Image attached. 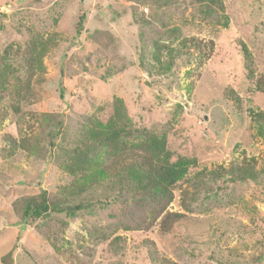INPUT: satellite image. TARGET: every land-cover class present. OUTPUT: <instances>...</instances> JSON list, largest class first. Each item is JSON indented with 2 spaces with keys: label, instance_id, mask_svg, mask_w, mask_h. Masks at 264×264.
Wrapping results in <instances>:
<instances>
[{
  "label": "rangeland",
  "instance_id": "1",
  "mask_svg": "<svg viewBox=\"0 0 264 264\" xmlns=\"http://www.w3.org/2000/svg\"><path fill=\"white\" fill-rule=\"evenodd\" d=\"M151 8L140 0H0V264H264V171L256 180L203 179L244 157L264 168V140L248 112H264V92L247 81L241 55L245 47L254 76L264 74V0H218L212 16L198 0ZM35 34L47 48L40 80L27 85L21 63ZM189 37L212 45L207 56L175 48ZM119 100L122 122L163 136L191 160L165 209L185 217L165 233L160 217L135 227L155 213L126 192L110 201L90 196L91 209L71 218L51 212L19 235L21 198L70 187L61 164L79 146V131L88 117L108 118Z\"/></svg>",
  "mask_w": 264,
  "mask_h": 264
},
{
  "label": "trees",
  "instance_id": "2",
  "mask_svg": "<svg viewBox=\"0 0 264 264\" xmlns=\"http://www.w3.org/2000/svg\"><path fill=\"white\" fill-rule=\"evenodd\" d=\"M140 1L144 4L145 10L150 6L157 8L168 0ZM198 1L203 8L202 15H214L218 0ZM219 7L222 9L221 5ZM153 8L148 10V13ZM84 19L85 14L81 12L76 22V34L83 28ZM31 40L33 42L29 46L28 54L26 53L21 63L26 71L24 77L27 85L31 81V76L35 75L36 79L40 80L36 70L42 69L41 60L47 48L40 35H32ZM178 42V46L175 47L178 51L183 48L200 49L199 53L205 56H207L205 49L212 48L211 44H202L194 37L181 38ZM201 55L197 56L200 58ZM241 55L247 81L254 84L257 90L264 92V74L254 76L250 55L245 47L241 48ZM5 78L6 75L1 73L0 94L5 90L3 82ZM224 96L233 103L237 100L228 91L224 92ZM121 109L122 103L119 100L108 118L86 119L78 134L79 146L70 148L68 160L61 164V168L73 177V184L70 187H61L53 196H49L47 190L42 188L37 195L21 198L19 235L23 233L26 224L51 212L63 213L71 218L81 210L91 209L93 206L90 196L97 197L101 202L119 199L126 192L132 194L135 200L151 202L155 213L153 218H143L142 222H137L135 227L148 228L160 217L158 230L165 233L173 223L185 217L184 213L169 212L165 209L172 200L173 187L186 178L191 160L168 149L163 136L145 135L143 130L126 125L120 120ZM248 112L257 135L264 140V112L252 109ZM60 127L59 120L54 122L48 132L49 136L52 138L57 136ZM52 147L53 142L50 141L43 151L44 160L49 161ZM242 162L241 165L228 169L218 166L215 170L205 172L203 179L212 177L216 179L224 173H230L229 178L232 181L256 180L259 173L264 171V168L259 172L254 169L255 161L251 157H244ZM182 205L186 211H192V204L185 199H182ZM115 239L119 241L120 237L116 236Z\"/></svg>",
  "mask_w": 264,
  "mask_h": 264
}]
</instances>
